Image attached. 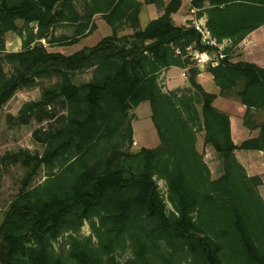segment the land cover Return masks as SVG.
<instances>
[{"label": "trees", "instance_id": "trees-1", "mask_svg": "<svg viewBox=\"0 0 264 264\" xmlns=\"http://www.w3.org/2000/svg\"><path fill=\"white\" fill-rule=\"evenodd\" d=\"M142 3L162 13L139 28ZM180 5L181 0H0V107L18 89L56 77L39 100L22 107L18 119L27 122L54 102L66 108L64 123L37 133L45 143L41 155L16 154L28 170L0 224V264H155L173 242L204 264H264V202L257 189L264 176L247 175L234 153L262 150L264 157V68L225 55L206 68L218 94L198 82L196 66L187 70L189 88L163 92L159 71L188 63L174 47L183 53L189 44L199 51L216 49L202 43L192 25L173 22ZM190 6L197 16L205 13L216 43L236 44L264 25V0H191ZM98 13L114 31L96 44L63 54L40 42L76 43L93 32ZM60 22H78L74 34L54 36ZM125 22L134 31L118 36L115 30ZM8 31L22 37L19 51H6ZM88 69L91 77L76 82V74ZM217 96L244 104L243 124L257 135L234 144L228 114L213 105ZM144 101L160 144L130 151L123 144L132 138L129 112ZM196 130H203L204 143L221 160L215 179L196 149ZM42 165L49 177L28 188ZM158 179L166 183L172 211ZM84 220L99 243L73 239L68 258L55 252L51 240ZM127 239L133 256L120 263L114 249Z\"/></svg>", "mask_w": 264, "mask_h": 264}, {"label": "rangeland", "instance_id": "rangeland-1", "mask_svg": "<svg viewBox=\"0 0 264 264\" xmlns=\"http://www.w3.org/2000/svg\"><path fill=\"white\" fill-rule=\"evenodd\" d=\"M187 11L185 14L191 12L190 4L187 5ZM158 10L159 7H157ZM161 11V10H160ZM162 13V12H161ZM159 12V16L161 15ZM139 16V15H138ZM197 18L191 17L184 22L185 26L192 25L194 27L195 19H199L197 16V10L195 11ZM139 19V17H138ZM95 23V29L89 35L80 37L76 43L59 44V43H47L46 39H40V42L45 45L49 51H58L63 54H71L80 50L86 46H92L96 44L102 37L113 33V28L109 25L101 16V14H95L93 16ZM19 26L21 21H18ZM78 22H60L53 28L54 36L62 34L73 35L75 32V26ZM139 24V23H138ZM119 26V25H118ZM139 28L141 26L139 25ZM195 28V27H194ZM36 27L34 26V31ZM134 31L131 28L129 22H125L116 28L115 32L118 36L128 35ZM202 42L204 43L203 39ZM214 46V45H213ZM216 49H209L206 51L214 54L222 53L227 55L231 61L244 60V52L246 51L239 42L233 44L231 41L217 43ZM22 48V37L14 31H8L5 33V49L6 51H19ZM174 53L182 55V59L188 61L187 67L182 71L185 75H182L179 69H173L172 72L180 73L177 76L179 85L177 87L169 88L172 84L167 83L163 76L164 70L172 67L162 68L158 73V84L163 92L173 90H185L190 87L188 83V68L191 66L199 65L195 59L192 58V52L195 50L193 44H189L184 48V53L179 47L173 48ZM245 61V60H244ZM205 68L211 65L210 62L203 63ZM7 72L11 71L10 65H5ZM91 77V69L85 70L76 74L75 81H86ZM56 81V77L52 79L42 78L38 80V84L30 88L18 89L14 95L0 107V224L4 218V212L7 210L10 202L18 195L22 186V179L24 178L27 167L22 163L21 159L16 156L20 151H27L31 154L41 155L45 149V143L39 139L41 132L47 131L59 127L65 122L63 117L66 114V108L62 106L60 102H54L50 104L45 110L39 114H31L27 122H22L18 119L22 107L30 102L37 101L42 96V91L45 87L52 85ZM209 91H215L216 87L212 84L208 86ZM199 110L200 107L198 106ZM129 121L132 126V138L130 141L124 139V147L130 151L139 150L142 147L155 148L160 144V139L157 130L151 120V109L148 101L140 103L129 112ZM38 133V134H37ZM38 135V136H37ZM195 146L198 152L203 156L204 161L208 165L211 171V177L213 179L220 176L222 173V163L218 156V153L213 149L210 144L204 143L203 130H196ZM53 171H57L54 168ZM49 170L45 166H41L37 173L32 177L29 182L28 188H33L42 184L49 177ZM260 177L264 176V171L261 174H256ZM264 182V179L262 183ZM158 188L162 197L166 202L167 212L173 210L172 204L167 199V186L163 179L157 180ZM259 187V186H258ZM257 187V189H258ZM90 238V241L88 240ZM76 239L80 242L89 243L91 246H96L99 243V239L92 231L88 220H84L78 229L67 227L63 232L51 240L54 251L61 254L64 257L69 256L72 248V240ZM129 239L123 246L116 247L113 255L120 263L125 262L128 258L133 256L132 248L129 246ZM185 247V248H184ZM181 245L179 242H173L166 246V250L162 252L161 256L155 258V264H204L203 261L195 254L191 253L186 246Z\"/></svg>", "mask_w": 264, "mask_h": 264}, {"label": "crops", "instance_id": "crops-1", "mask_svg": "<svg viewBox=\"0 0 264 264\" xmlns=\"http://www.w3.org/2000/svg\"><path fill=\"white\" fill-rule=\"evenodd\" d=\"M144 2V0H138ZM165 4L169 0H164ZM191 0H181V5L171 14L172 20L176 25H182L191 17L197 18L195 16V11L191 8L189 14H185L187 11V5L190 4ZM160 10L154 4L142 3L139 11V25L144 28L148 22L159 16ZM200 20L206 24V15L202 13L198 16ZM229 39H224L223 42H229ZM241 45L245 44L244 49V60L254 62L257 65L264 68V25H261L257 29L246 35L240 42ZM205 64L199 65V73L197 76L198 82L203 86V88L208 92H213L218 94V87L215 85L212 75L206 70ZM179 69L182 73L184 68L178 66H172L167 70H164L163 76L165 77L167 83L172 84L169 88L177 87L179 85V80L177 76L180 73L172 72L173 69ZM177 78V79H176ZM216 87L215 91H209L210 85ZM213 105L228 114L230 122V134L231 139L234 144H240L242 141L254 137L257 135L258 130H251L243 124V114L245 112L246 106L242 104L239 100L234 98L217 96L213 102ZM237 160L245 168L247 175L253 176L256 174H261L264 171V157L262 150H251V149H237L234 151ZM259 195L264 202V182L258 187Z\"/></svg>", "mask_w": 264, "mask_h": 264}, {"label": "built area", "instance_id": "built-area-1", "mask_svg": "<svg viewBox=\"0 0 264 264\" xmlns=\"http://www.w3.org/2000/svg\"><path fill=\"white\" fill-rule=\"evenodd\" d=\"M194 27L201 34V41L203 39L205 44L214 45V46L217 45L215 40L211 38L210 33L202 20L195 19ZM192 55H193L192 58L195 59L198 64L210 62L211 65L218 64V61L224 57L222 53L214 54L206 50L199 51L198 49H195L192 52ZM182 75H185V73L183 72Z\"/></svg>", "mask_w": 264, "mask_h": 264}]
</instances>
